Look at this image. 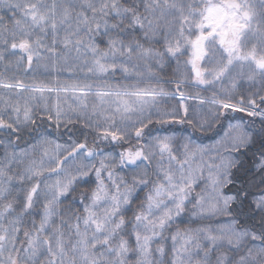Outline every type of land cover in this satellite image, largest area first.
<instances>
[{
	"label": "snow or ice",
	"instance_id": "1",
	"mask_svg": "<svg viewBox=\"0 0 264 264\" xmlns=\"http://www.w3.org/2000/svg\"><path fill=\"white\" fill-rule=\"evenodd\" d=\"M0 264H264V0H0Z\"/></svg>",
	"mask_w": 264,
	"mask_h": 264
}]
</instances>
